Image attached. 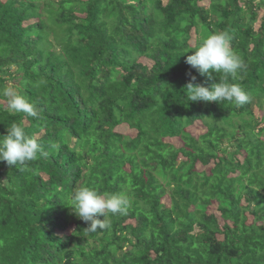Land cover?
Segmentation results:
<instances>
[{"label":"trees","instance_id":"trees-1","mask_svg":"<svg viewBox=\"0 0 264 264\" xmlns=\"http://www.w3.org/2000/svg\"><path fill=\"white\" fill-rule=\"evenodd\" d=\"M219 31L245 62L229 77L251 96L240 107L185 94L189 72L219 82L186 63ZM9 81L37 117L7 110ZM255 104L264 106V0H0V135L20 123L41 146L22 169L0 161V264H264ZM197 121L206 131L195 137ZM81 186L124 193L130 206L89 231L67 205Z\"/></svg>","mask_w":264,"mask_h":264},{"label":"clouds","instance_id":"clouds-1","mask_svg":"<svg viewBox=\"0 0 264 264\" xmlns=\"http://www.w3.org/2000/svg\"><path fill=\"white\" fill-rule=\"evenodd\" d=\"M230 41L231 37L226 31L211 33L187 56L186 63L200 75L212 79L213 73H216L220 77L219 82L209 86L206 83H194L196 76L189 72L191 80L184 87L188 101H227L237 107L251 101V96L239 84L229 82V77L235 80L238 72L245 68L243 58L232 48ZM2 95L7 100L8 111L38 116L36 104L20 92L15 81L8 82ZM40 147L38 140L29 136L22 124L12 123L7 134L0 135V161L22 169L38 158ZM67 205L78 218L89 224L86 229L95 232L110 226L106 222L110 213L125 214L130 199L124 193H101L93 187L81 186L70 194Z\"/></svg>","mask_w":264,"mask_h":264},{"label":"rangeland","instance_id":"rangeland-1","mask_svg":"<svg viewBox=\"0 0 264 264\" xmlns=\"http://www.w3.org/2000/svg\"><path fill=\"white\" fill-rule=\"evenodd\" d=\"M204 2H208V0H204ZM263 12H261L262 14ZM256 25L258 26V23H256ZM50 40H53V37H51ZM254 109V114L256 115L257 118H261L264 116V106L261 108L258 106V104H255L253 106ZM264 124V122H263ZM117 130L125 135L128 136H134L136 134V131L134 129H130L128 128L126 125H123L121 127H118ZM188 131L195 137H198L199 135L203 134L206 131V127L204 126L202 121H197L195 122L193 125H190L188 127ZM264 139V135L261 136ZM165 140L169 143H172L173 145H175L176 147L181 146L182 142L179 138H165ZM224 146H228V142L225 141L224 142ZM238 158L240 160H243V155L239 154ZM184 160L183 156L180 154L179 155V160ZM207 166L201 165L200 163H196V167L195 169L197 171H202L204 169H206ZM217 203L215 201H212V203L207 207L208 209V213H215L216 215H219V212L217 211ZM249 221L253 218V216L247 212ZM220 223L222 224L223 221L220 219ZM72 230V226L69 227L67 233H70V231ZM219 237H223L222 235H218Z\"/></svg>","mask_w":264,"mask_h":264}]
</instances>
